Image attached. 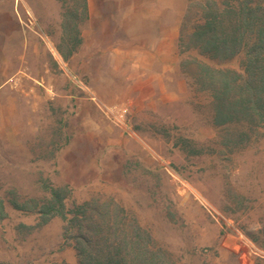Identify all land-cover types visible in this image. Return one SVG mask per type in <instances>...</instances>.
Returning a JSON list of instances; mask_svg holds the SVG:
<instances>
[{
    "label": "rangeland",
    "instance_id": "1",
    "mask_svg": "<svg viewBox=\"0 0 264 264\" xmlns=\"http://www.w3.org/2000/svg\"><path fill=\"white\" fill-rule=\"evenodd\" d=\"M88 1L0 0V264H264V115L217 108L255 55L190 40L208 9L264 0H106L107 31L134 1L159 19L131 29L169 33L109 37Z\"/></svg>",
    "mask_w": 264,
    "mask_h": 264
},
{
    "label": "trees",
    "instance_id": "2",
    "mask_svg": "<svg viewBox=\"0 0 264 264\" xmlns=\"http://www.w3.org/2000/svg\"><path fill=\"white\" fill-rule=\"evenodd\" d=\"M241 2V1H240ZM240 2L235 6V11H231L226 8H215L214 10H207L203 14L205 20L202 25H196L198 29H195L190 33V40L194 43L199 51L202 53L209 52L212 56H215L218 52H228L232 51L235 54L240 53L241 50L246 49L247 55L254 53V58H249L246 62V67L244 72L249 77L248 79H243V74L236 73L235 71H227V77L230 78V83L227 86V95H238V99H217V108L220 113L219 117L223 118L222 123L227 122L232 119L240 109V104L243 102L252 103V109H260V116L264 115V67L258 64L257 58L263 52V47L260 46V42L263 41L264 37V5L257 8H252L245 1L244 4ZM216 5L212 3V5ZM231 12H234L231 14ZM261 15H258L260 14ZM231 14V15H230ZM233 15H236L237 19L233 21ZM228 16L231 21L227 22ZM258 31L260 32L258 34ZM247 33H256L257 36L250 37L251 42L248 43L245 40V35ZM259 36V37H258ZM244 38V39H243ZM245 40V41H244ZM244 41V42H243ZM245 44L243 49L242 45ZM197 67L200 71L219 73L223 74L224 70H215L210 68L205 63L200 61H195ZM243 79L239 84L238 82ZM255 98V100H253ZM247 102V103H248ZM220 108V109H219ZM248 107L245 106V109ZM256 110V111H257ZM225 121V122H224ZM137 246H133L135 249ZM139 248V247H138ZM135 253H139L135 251ZM143 254V253H142ZM133 263L130 264H159L157 261H149L147 253H144V257H130ZM104 259V258H103ZM102 259V260H103ZM98 262H101L100 258H97ZM105 264H127L125 260H116L113 256H108L104 259Z\"/></svg>",
    "mask_w": 264,
    "mask_h": 264
},
{
    "label": "crops",
    "instance_id": "3",
    "mask_svg": "<svg viewBox=\"0 0 264 264\" xmlns=\"http://www.w3.org/2000/svg\"><path fill=\"white\" fill-rule=\"evenodd\" d=\"M110 2H107L106 0H91V1L89 0L88 1V3L90 4L89 6H91V11H92V15H90L89 17V20H91V24H89V27L97 31V32H94L92 30L91 34L108 36V37L109 36H136V35H143L142 33H145V35H163V36H167L169 34L168 32H162V31L158 32L157 30L143 32L141 28L138 27V25L140 24H137V26L131 29L129 27L130 21H140L142 19H148V20L159 19V16H157L156 13H152L153 11H149V13L147 14L145 12H142L140 9H137L135 6L136 3L134 1H128V7L124 8V12L122 11L121 18L122 20L126 21L125 28H119L118 30H115L114 27H108L112 29L113 31H107V28L105 27L106 24L103 23L104 20L108 21L110 17L113 16V14H116L119 12L118 5H115L114 3H110ZM106 5H109L110 7H107ZM93 11H96L97 13L95 14L93 13ZM95 17L98 20L104 19L102 21V24H94L93 18ZM139 44L142 46H145L144 42H141ZM147 45L148 47L150 45L152 46V42ZM9 81H10V78L8 80H4L0 82V92L9 84ZM70 147L71 148H69L66 154L71 157V159L68 160V164L70 165V167H73V165H76V167L71 169V174L75 175L81 172L89 173V169L86 170V167H80L85 164L82 163L81 160L77 158L79 156V153H76L75 147L74 148L72 146Z\"/></svg>",
    "mask_w": 264,
    "mask_h": 264
}]
</instances>
